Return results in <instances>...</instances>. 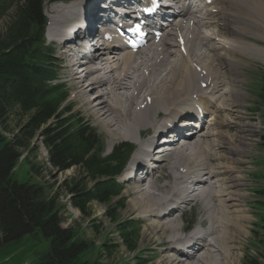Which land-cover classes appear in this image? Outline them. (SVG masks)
<instances>
[{
  "label": "bare ground",
  "instance_id": "6f19581e",
  "mask_svg": "<svg viewBox=\"0 0 264 264\" xmlns=\"http://www.w3.org/2000/svg\"><path fill=\"white\" fill-rule=\"evenodd\" d=\"M170 6L175 16L169 28L182 34L184 53L176 40L175 44L167 41L171 36L167 31L160 44L149 45L136 55L100 44L81 73L75 71L76 56L65 47L60 59L69 61L74 100L112 140L131 142L136 133L135 157L152 156L153 140L145 138L147 135L164 130L179 118L190 120L193 111L202 110L200 130L174 145L171 156L175 162L165 167L175 179L167 196L165 186L155 178L164 168V159L151 178L133 182L126 211L148 219L143 242L156 243L162 250L158 264H238L249 221L240 160L249 154L246 148L255 128L245 117V96L238 87L245 83L249 62L264 63V47L245 42L264 40V0H215L204 12L187 0H171ZM105 7H97L94 0L55 5L48 11L49 32L57 41L64 39L65 46L66 35L77 30L81 14L92 22L103 21L98 16ZM211 26L215 31L209 35L206 29ZM172 48L177 51H169ZM197 80L199 85L205 83L204 89ZM189 163H195L192 169ZM177 200H183L181 205L169 209ZM191 204L199 205L202 216L197 226L203 231L196 229L188 235L179 219ZM165 234L170 236L166 245L160 241ZM184 240L195 250L192 256L184 257L178 249Z\"/></svg>",
  "mask_w": 264,
  "mask_h": 264
},
{
  "label": "trees",
  "instance_id": "16d2710c",
  "mask_svg": "<svg viewBox=\"0 0 264 264\" xmlns=\"http://www.w3.org/2000/svg\"><path fill=\"white\" fill-rule=\"evenodd\" d=\"M41 1L0 0V19L8 16L0 32V264H99L89 263L86 256L96 245L84 241L80 229L59 228L58 197H48L39 184L13 178L18 164H25L29 178L30 170H37L23 155L32 151L31 142L40 132L54 169L64 172L76 167L80 171L82 178L67 184L66 193L73 208L85 214L91 203L110 205L120 196L114 178L129 155V147L122 144L102 157L104 147L95 131L75 115H65L69 109L61 107L67 91L52 83L55 75L44 47ZM258 98L264 105V77ZM17 116L26 121L8 137ZM256 194L263 200L264 189ZM113 207L109 206L107 218L116 222L122 246L134 253L139 226L131 220L119 221L122 205ZM256 207L262 212L258 224L264 228V201ZM102 248L111 255L109 241ZM245 264L261 263L246 259Z\"/></svg>",
  "mask_w": 264,
  "mask_h": 264
},
{
  "label": "rangeland",
  "instance_id": "374dc122",
  "mask_svg": "<svg viewBox=\"0 0 264 264\" xmlns=\"http://www.w3.org/2000/svg\"><path fill=\"white\" fill-rule=\"evenodd\" d=\"M50 6L51 5H47L44 11H46V9ZM52 7H50V9ZM4 23V21L0 23V29L3 27ZM46 29H48V26H46ZM213 31H215V29L212 26L206 29V33L209 35L214 33ZM170 41H173V37L170 38ZM46 42L54 52V67L59 75V79L68 85L71 96V94L75 92V89L73 92L71 82L72 75L70 71L65 68L67 63L60 59V50L56 47V45L50 41ZM245 42H249L251 45L254 43L253 45H257V47L259 46L260 48L264 47V40L256 41L255 39H248ZM172 51L176 52L177 50L175 51L174 48ZM245 70V83L242 84V86L240 84L241 87L238 88L239 92L243 93L245 96L244 99H242L244 101V103H242V108L244 114L246 115L245 117L255 128L254 132L250 136L251 141L249 142V146L246 148L249 154L246 157L241 158L243 160H240L242 163V165H240V170L243 172L242 175L244 176V182L246 184L244 187V194L247 196V208H245V210L249 221L246 224L248 236L242 246L238 264H245L247 258H250L251 260L256 259L258 263L264 264V245L262 244L264 243V238L262 237V235H264V228L258 224V216L262 212L256 207V204L260 203V201H264V197L263 200H260V196L256 194V191L264 189V105L262 104L260 98L257 97V92L260 87V77L264 73V63L260 62V60H252L247 64V66H245ZM241 77L242 76H238V78ZM224 90H227V88H224ZM72 96L74 98V94ZM69 102L72 104V102L74 103V100H71L69 97ZM73 107V111L78 115V118L83 119L85 122H89L97 131L96 133L99 135V141L106 151L105 154L110 147L117 146L122 142H129L126 139L112 140V137L108 135V132L105 131L102 125H100L84 107H82L81 103L78 102L77 104H73ZM25 121V117L17 116L11 124L12 131L7 136L12 137V135L17 132L18 126H21ZM202 126H204V123ZM208 127L209 125L207 124V128ZM215 130V127H212V132H215ZM146 133L147 132L145 131L143 134L147 135ZM38 134L31 142L32 151L24 154V156H26V158H28L29 161L36 166L35 170H37H30L32 175L31 178H29L26 173L27 167L25 164H18L17 171L14 172L13 178L19 183L39 184L42 188H44L48 197L54 195L58 197V203L61 206L59 214L61 222L59 228L80 229L82 231L84 241L87 243L93 242L96 245L95 248L90 250L86 256L89 263L138 264L146 262L147 264H158V256L161 255L160 252L162 250L157 247L156 243L147 244L146 242H143L144 228L148 223V219L142 218L136 213L126 211L128 201L132 199L129 192L133 186L125 184L122 177L119 178L124 187L120 196L114 198L110 205L99 204L96 202L91 203L87 208V212L85 214L81 213L77 209L73 208L70 195L66 193L67 184L71 183L73 179L79 181V179L82 178L80 171L77 168H72L64 172H59L54 169L48 163L47 149L42 144L40 132H38ZM151 134L155 133H150L149 135ZM135 137L136 133L134 135V139H132L133 141L136 140ZM142 139L145 140L143 137ZM165 160L167 161H165L162 165L164 168L158 172L155 178H159L158 184L160 186H165L163 190L166 191L164 195L167 196L175 179L173 180L171 179L172 177L170 178V176H168V170L165 169V167L175 162V160L173 155ZM193 164L195 165V163H189L191 169L194 166ZM85 184H88L87 181H84V185ZM81 185H83V181H81ZM119 204H123L122 209L117 212L119 221L134 219L140 221L141 224V228H138L139 230L137 233L138 250L134 253H129L124 246H122L118 234L115 231L116 222H111L107 218L109 206H114L113 208L116 209V206ZM184 213L185 216L183 215L182 218L179 219L180 223L178 222L180 226L187 228L188 225L191 228L196 220V225L199 224L202 216L199 205L196 206L195 209L193 208L192 212H189L187 209ZM139 217L142 218V220H140ZM119 221L117 223H119ZM169 238L170 236L165 234L160 241L166 245L168 244L167 241ZM104 241H109V244L112 245L113 248L110 249L111 255L103 252L102 243ZM135 255H137V259L135 258Z\"/></svg>",
  "mask_w": 264,
  "mask_h": 264
}]
</instances>
